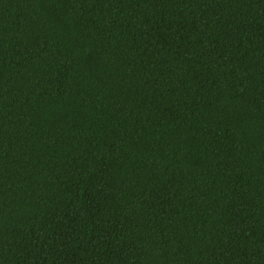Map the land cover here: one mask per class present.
I'll return each instance as SVG.
<instances>
[{
    "label": "trees",
    "instance_id": "trees-1",
    "mask_svg": "<svg viewBox=\"0 0 264 264\" xmlns=\"http://www.w3.org/2000/svg\"><path fill=\"white\" fill-rule=\"evenodd\" d=\"M0 264H264V0H0Z\"/></svg>",
    "mask_w": 264,
    "mask_h": 264
}]
</instances>
